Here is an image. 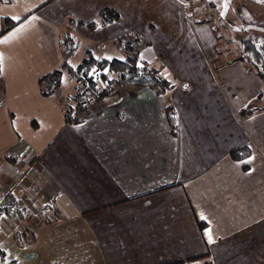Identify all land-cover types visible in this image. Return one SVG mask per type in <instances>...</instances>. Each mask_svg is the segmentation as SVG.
<instances>
[{
	"label": "crops",
	"instance_id": "0c3cea01",
	"mask_svg": "<svg viewBox=\"0 0 264 264\" xmlns=\"http://www.w3.org/2000/svg\"><path fill=\"white\" fill-rule=\"evenodd\" d=\"M181 1L0 0V32L5 19L17 22L0 35L11 37L0 43V198L18 200L15 215L28 212L36 227L49 214L89 237L88 250L62 249L50 264H203L193 259L205 254L213 264H264V149L255 132L244 136L249 120L234 116L245 104L240 88L250 79L260 91L261 80L238 65L216 80L217 37L196 32L208 25L194 19L182 26ZM106 9L121 19L85 26ZM132 30L149 44L143 61L189 87L170 91L176 136L165 114L171 102L150 89L113 91L78 124L65 122L58 93L41 94L39 79L73 55L61 38L84 36L92 44L84 55L102 56L98 49ZM242 145L251 156L233 161L229 152ZM8 219L1 230H15Z\"/></svg>",
	"mask_w": 264,
	"mask_h": 264
},
{
	"label": "rangeland",
	"instance_id": "374dc122",
	"mask_svg": "<svg viewBox=\"0 0 264 264\" xmlns=\"http://www.w3.org/2000/svg\"><path fill=\"white\" fill-rule=\"evenodd\" d=\"M225 2L226 0H184L179 2L178 7L182 12V26L185 24V21L194 19L199 25L200 23L208 25V29H199L196 30V32H204L206 34L211 32L216 35L215 47L220 52V59L214 64H209L211 73L216 80H219L220 77L219 70L228 65L241 66L248 76H255L261 80L260 91L257 90L258 85L256 82H253L250 79L246 80L245 87L240 88L239 95V97L245 98V104L240 106V108L234 112V116L235 114L239 116V111L242 108L250 105L257 108L251 117L242 118L239 116V118L249 120L242 128L243 134L249 138L252 137L250 134L254 136L255 132L256 137L260 140L262 146L261 148H256L261 150L264 149V79L259 78L256 68L251 60L256 61L253 57V52L256 50L261 53L259 59L264 63V3L259 2V0H227L228 7L225 8ZM221 13H223V15ZM177 21L178 20H176V22ZM195 21L192 20V23L196 24ZM90 34L95 38L93 33ZM74 39L76 44L73 50V55H70L68 58V63L72 66H76L83 58H85L86 55H84V51L86 48L92 50V44L88 47L90 44L87 43L84 36H76ZM207 40L208 39L204 40V42H206L204 46L205 49L208 48ZM199 42L202 43L203 40L199 39ZM145 43L147 42L145 41ZM110 47L111 46H107L106 44L102 46L103 49H98L103 51L102 56L101 54L99 55L91 52L98 59H127L125 51L118 49L114 44L112 45L113 48ZM148 47L149 44L148 46L140 47L139 52L137 51V56L140 59L139 64H141L143 60H148V57H150L148 55L151 51ZM159 67L162 68L161 75L166 79L168 78L175 85V88H180L183 91L184 87L182 88V86L185 83L176 80L175 78H171L162 66ZM233 72L236 71L232 68L231 73ZM178 73L184 74L185 72L179 71ZM101 84L102 81H97V87L99 90H101ZM105 85L106 84H104V86ZM76 86V81L70 79L64 72L57 97L58 104L60 100L63 102L61 107L65 108L64 113H66L70 107L72 108L75 105L74 96L77 92ZM229 90L231 94H236V91L233 89L229 88ZM113 91H115V93L124 94L125 91H134V87L118 84ZM171 92L169 91L164 94V97L167 101H170V104L172 105ZM96 100V96H85V105L90 107V111L97 108V106L92 105ZM233 111L234 110L231 109V115L233 114ZM77 114L83 116L80 112ZM204 121L205 124L208 122L207 119ZM252 142L253 141H251V143ZM260 164H262L261 168H263L264 159ZM260 191L264 194V183L262 184ZM0 200H2V198H0ZM8 218H10V216L7 215L5 209H3L0 216V224L9 222L10 220ZM34 219L35 218H32L29 221H27V219L18 221V224L13 225L15 230H13V227H9L7 230H1L2 228H0L2 231V233H0V264H50L54 259H59L58 256L61 255L62 249H66V255L71 257L76 256L80 249H89V246L84 244L86 240H89V237L82 229L75 228L73 224L71 226L61 223L57 224L53 216H49L48 214L47 216H40L41 225L36 227ZM198 223L199 226L204 224L200 221ZM1 227L3 226L1 225ZM60 242H62V244ZM193 260H203V264H206V262L213 264V260L210 259L208 254L203 255L202 259L196 257Z\"/></svg>",
	"mask_w": 264,
	"mask_h": 264
},
{
	"label": "trees",
	"instance_id": "16d2710c",
	"mask_svg": "<svg viewBox=\"0 0 264 264\" xmlns=\"http://www.w3.org/2000/svg\"><path fill=\"white\" fill-rule=\"evenodd\" d=\"M106 13L110 15L109 18L105 16ZM119 20L120 16L116 11L106 9L100 12L97 22H90L85 24V26L94 31L98 26L110 25L118 22ZM76 23L82 24V22L79 21ZM16 24L17 22L5 19L4 28L0 32V35L14 27ZM75 42V39L70 35H66L61 38L60 44L65 55H69L73 52L76 44ZM113 44L118 49L125 51L127 59H98L91 51H88L86 52L85 58H83L76 66H71L64 61L60 69L52 71L39 79L38 85L40 87L41 94L44 96H48L56 92L58 93L64 72L70 79L76 81L77 92L74 96L75 105L72 108L70 107V109L64 113L65 122L71 124L80 123L90 112L89 107L85 105V96L93 95L97 97V100L103 99L105 96L111 94L115 86L118 84L134 87L132 94L144 89H150L156 94L162 95L174 88V84L169 79H166L161 75L162 68L151 66L145 61H142V63L139 64L140 59L137 56V51L139 52L140 47L142 48L148 46L139 34L129 31L116 38L113 41ZM253 57L256 61L251 60V62L256 68L257 75L260 79H264V63L261 59H259L261 57V53L255 50L253 52ZM97 81H102L100 86L101 90L97 87ZM104 84L106 85L104 86ZM182 88L185 92L189 90L188 85L185 84ZM256 110L257 108L255 106H247L239 111V116L242 118L251 117ZM78 112L83 114V116H80V114L77 115ZM165 114L170 134L172 136H176L178 129L177 115L172 105H167L165 108ZM250 155L251 150L246 145L232 149L229 152V156L233 161H243L249 158ZM7 160L14 161L13 157L11 158L9 156H7ZM4 204L5 213L16 222L28 219V212L19 216L17 214L15 215V211L18 210V200L7 195L4 197ZM204 226L205 224L200 225L199 228ZM198 258L202 259V256ZM206 264L211 263L206 262Z\"/></svg>",
	"mask_w": 264,
	"mask_h": 264
},
{
	"label": "snow or ice",
	"instance_id": "6c2138e0",
	"mask_svg": "<svg viewBox=\"0 0 264 264\" xmlns=\"http://www.w3.org/2000/svg\"><path fill=\"white\" fill-rule=\"evenodd\" d=\"M259 2L261 3H264V0H259ZM225 8L228 7V3H227V0L225 2V5H224ZM223 15V13H221ZM14 19H18V18H14ZM15 33H12V36H14ZM11 37H5L4 40H0V43H6ZM0 61H2V56H0ZM251 162V160L249 161V163ZM202 219H204V217L202 216L201 217ZM206 235L208 236V239L211 241L212 239V236H211V230L209 229L207 232H206Z\"/></svg>",
	"mask_w": 264,
	"mask_h": 264
},
{
	"label": "built area",
	"instance_id": "2783aa9c",
	"mask_svg": "<svg viewBox=\"0 0 264 264\" xmlns=\"http://www.w3.org/2000/svg\"><path fill=\"white\" fill-rule=\"evenodd\" d=\"M3 209H4V202H3V199H2V200H0V216H1L2 212H3Z\"/></svg>",
	"mask_w": 264,
	"mask_h": 264
}]
</instances>
